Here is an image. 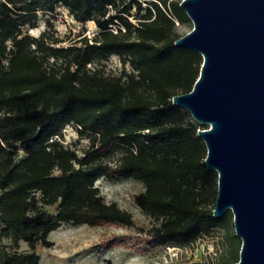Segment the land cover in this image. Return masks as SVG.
Segmentation results:
<instances>
[{
    "label": "trees",
    "instance_id": "1",
    "mask_svg": "<svg viewBox=\"0 0 264 264\" xmlns=\"http://www.w3.org/2000/svg\"><path fill=\"white\" fill-rule=\"evenodd\" d=\"M182 1L143 9L137 0H0V264H39L36 249L52 248L49 236L63 225L135 227L101 195L100 179L144 186L135 202L155 223L152 249L188 246L225 223L229 211L214 217L219 176L205 164L198 125L173 104L203 65L201 54L175 45L183 37L175 22L190 21ZM59 6L96 24L93 41L55 47L45 33H24ZM112 56L132 72L105 76L96 66ZM71 124L89 138L82 156L57 140Z\"/></svg>",
    "mask_w": 264,
    "mask_h": 264
},
{
    "label": "water",
    "instance_id": "2",
    "mask_svg": "<svg viewBox=\"0 0 264 264\" xmlns=\"http://www.w3.org/2000/svg\"><path fill=\"white\" fill-rule=\"evenodd\" d=\"M194 27L175 45L202 55L193 90L173 98L201 125L218 172L214 217L234 215L235 264H264V0H183Z\"/></svg>",
    "mask_w": 264,
    "mask_h": 264
},
{
    "label": "rangeland",
    "instance_id": "3",
    "mask_svg": "<svg viewBox=\"0 0 264 264\" xmlns=\"http://www.w3.org/2000/svg\"><path fill=\"white\" fill-rule=\"evenodd\" d=\"M137 1L142 3L144 9L152 0ZM137 12V8H134L132 15ZM129 21L137 24L132 16ZM113 27L116 29V26ZM193 27L191 20L188 23L175 22V31L181 36L191 32ZM23 31L35 38L45 33L49 42L59 41L55 47H68L79 43L83 38L91 42L100 32L93 21L80 23L63 6L57 7L53 14L40 12L37 26L25 27ZM96 67L111 78L121 76L123 69L126 73L132 72L129 65L123 67L118 56H112ZM189 115V121L198 125L197 131L202 130L204 126H199L190 113ZM78 129L73 124L67 126L57 140L66 149L76 150L82 156L89 146V138L81 136ZM20 155L23 156V153ZM119 158L120 154H114L108 161L116 163ZM96 185L108 203L115 202L133 215L135 227L111 225L91 228L85 225H63L49 236L52 248L39 246L36 249L40 257L39 264H232L240 259L242 240L236 235L231 210L221 227L188 246L168 245L152 249L147 245V239L148 231L155 223L141 212L135 202V198L144 192V186L132 179H100ZM46 210L56 212L55 207H47ZM21 249L27 251L28 246L22 243Z\"/></svg>",
    "mask_w": 264,
    "mask_h": 264
},
{
    "label": "bare ground",
    "instance_id": "4",
    "mask_svg": "<svg viewBox=\"0 0 264 264\" xmlns=\"http://www.w3.org/2000/svg\"><path fill=\"white\" fill-rule=\"evenodd\" d=\"M56 232V231H55ZM55 232H52L51 234H50V236L53 234V233H55Z\"/></svg>",
    "mask_w": 264,
    "mask_h": 264
}]
</instances>
